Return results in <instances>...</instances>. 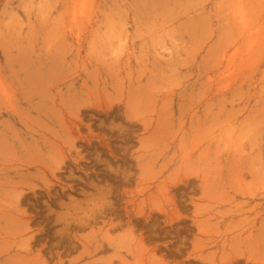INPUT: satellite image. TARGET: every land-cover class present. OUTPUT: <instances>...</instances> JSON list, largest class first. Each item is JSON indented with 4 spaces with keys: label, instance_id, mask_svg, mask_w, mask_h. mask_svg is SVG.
Returning a JSON list of instances; mask_svg holds the SVG:
<instances>
[{
    "label": "rangeland",
    "instance_id": "374dc122",
    "mask_svg": "<svg viewBox=\"0 0 264 264\" xmlns=\"http://www.w3.org/2000/svg\"><path fill=\"white\" fill-rule=\"evenodd\" d=\"M0 264H264V0H0Z\"/></svg>",
    "mask_w": 264,
    "mask_h": 264
}]
</instances>
